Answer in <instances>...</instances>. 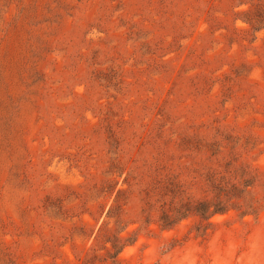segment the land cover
Segmentation results:
<instances>
[{"label":"rangeland","instance_id":"374dc122","mask_svg":"<svg viewBox=\"0 0 264 264\" xmlns=\"http://www.w3.org/2000/svg\"><path fill=\"white\" fill-rule=\"evenodd\" d=\"M0 264H264V0H0Z\"/></svg>","mask_w":264,"mask_h":264},{"label":"trees","instance_id":"16d2710c","mask_svg":"<svg viewBox=\"0 0 264 264\" xmlns=\"http://www.w3.org/2000/svg\"><path fill=\"white\" fill-rule=\"evenodd\" d=\"M214 178V174L211 175V179L213 180ZM178 188L182 189V186L180 184H176L174 182V180L172 181H169V185L166 186V191L168 193H171V194H175L176 196H179L182 192L180 191ZM221 192H225V190H221ZM237 196V195H235ZM186 206V207H185ZM185 206H182L180 208H178L176 210V214L170 216V217H165L162 219V222L164 224H167V225H172L174 224L177 219V216H183L185 215L184 213L187 212V214L190 212L191 208L187 205ZM228 208H226V205L221 201H216V202H213L211 204H205V203H201L199 207H196L194 209V212H196V214H198L199 216L203 217V218H210L211 216H213L214 214L216 213H219V212H223V211H226Z\"/></svg>","mask_w":264,"mask_h":264}]
</instances>
